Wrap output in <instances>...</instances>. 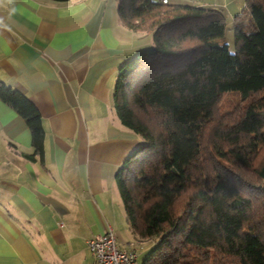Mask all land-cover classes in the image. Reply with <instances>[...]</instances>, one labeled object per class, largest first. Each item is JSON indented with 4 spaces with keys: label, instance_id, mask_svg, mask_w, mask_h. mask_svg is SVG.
<instances>
[{
    "label": "trees",
    "instance_id": "trees-1",
    "mask_svg": "<svg viewBox=\"0 0 264 264\" xmlns=\"http://www.w3.org/2000/svg\"><path fill=\"white\" fill-rule=\"evenodd\" d=\"M243 11L230 48L217 41L226 29L218 9L117 0L121 23L153 44L119 67L113 93L116 117L140 140L115 184L132 235L153 244L142 264H264V158L255 166L264 147V0H246ZM226 94L245 106L222 123ZM0 101L30 132L25 158L42 160L36 107L1 82Z\"/></svg>",
    "mask_w": 264,
    "mask_h": 264
},
{
    "label": "crops",
    "instance_id": "crops-1",
    "mask_svg": "<svg viewBox=\"0 0 264 264\" xmlns=\"http://www.w3.org/2000/svg\"><path fill=\"white\" fill-rule=\"evenodd\" d=\"M152 45L121 23L117 0H0V82L31 101L45 131L42 160H28L30 132L0 101V264H94L87 241L108 227L120 249L151 250L115 184L140 140L113 93L119 67Z\"/></svg>",
    "mask_w": 264,
    "mask_h": 264
},
{
    "label": "rangeland",
    "instance_id": "rangeland-1",
    "mask_svg": "<svg viewBox=\"0 0 264 264\" xmlns=\"http://www.w3.org/2000/svg\"><path fill=\"white\" fill-rule=\"evenodd\" d=\"M156 1V0H152ZM170 3H177L181 5H198L213 7L222 11L226 20V29L222 38L217 41L227 44L230 48L233 46V31L232 23L237 14H240L243 17L246 13L243 11L246 6V0H168ZM204 4V5H203ZM243 11V12H242ZM245 103L240 100V97L237 94H226L221 99L216 109V115L219 118V121L222 123L233 122L237 119L243 112V107ZM264 158V147L259 151L257 159L255 161V166ZM250 171H243L241 175L248 176ZM149 244L151 242H143ZM134 245V243H133ZM133 248L136 253L138 252V258L140 263L145 259L148 253L144 254L140 248L136 249V244ZM138 261V262H139Z\"/></svg>",
    "mask_w": 264,
    "mask_h": 264
},
{
    "label": "built area",
    "instance_id": "built-area-1",
    "mask_svg": "<svg viewBox=\"0 0 264 264\" xmlns=\"http://www.w3.org/2000/svg\"><path fill=\"white\" fill-rule=\"evenodd\" d=\"M162 2L166 3L167 0H162ZM87 248L94 264H136V251L133 247L129 250L120 249L110 227L105 233L88 240Z\"/></svg>",
    "mask_w": 264,
    "mask_h": 264
}]
</instances>
